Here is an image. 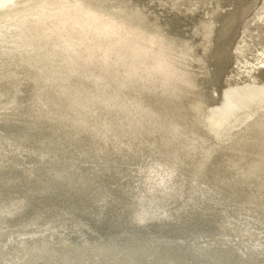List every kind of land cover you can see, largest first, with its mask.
Masks as SVG:
<instances>
[{
    "label": "bare ground",
    "instance_id": "obj_1",
    "mask_svg": "<svg viewBox=\"0 0 264 264\" xmlns=\"http://www.w3.org/2000/svg\"><path fill=\"white\" fill-rule=\"evenodd\" d=\"M13 1L0 264H264V98L216 123L212 62L245 0ZM68 195L97 211L52 225L33 207Z\"/></svg>",
    "mask_w": 264,
    "mask_h": 264
},
{
    "label": "rangeland",
    "instance_id": "obj_2",
    "mask_svg": "<svg viewBox=\"0 0 264 264\" xmlns=\"http://www.w3.org/2000/svg\"><path fill=\"white\" fill-rule=\"evenodd\" d=\"M9 1H13V0H9ZM34 1L35 0H21L19 2L17 1L16 3H12V5L10 6L11 8H9V10L13 12L14 9L16 10V8H22L21 10L15 12V14L17 13L19 17L22 16L20 15V12H22L23 14L24 11L28 10L27 16L29 17L30 15H32V12L34 11V10H30L29 6L32 5ZM1 4L2 3L0 0V5ZM168 17L170 16L168 15ZM181 18L183 19V17ZM182 21L183 22H181V24H179V26L177 27L178 30L183 29L185 27L186 21L184 19ZM2 23H0L1 26L0 29L5 25V23L3 25ZM222 43H220L222 44V50L220 53L221 56L219 58L216 57V59L212 62V65L214 67V72L216 75V81H217L216 82L217 87L215 86V88H218L220 92V100H221L220 107L218 109V115H217L218 122H216L217 124L225 123L226 120L230 119V117L233 114L237 113V111L244 109L248 106H251L259 99L264 98V70H263L264 63H261L264 60V0H245L243 3L240 4L238 17L236 19L233 34L230 36V38L227 39V41L225 40ZM208 48L209 47L206 46L205 49H201L200 51L203 50L206 51ZM215 51L216 49L213 50V52ZM238 54L241 55L242 60L235 58ZM248 60H250V62H247ZM21 65L23 66L27 65V67L32 66L31 63L28 64L24 62H22ZM248 72H250V74H248ZM254 88L256 90L250 92V90H253ZM236 89H239L241 91L240 92L241 94L234 93V90ZM226 92L229 93V96H227ZM240 95L245 96V99L239 101L241 98ZM234 101H238V102L235 103ZM5 123L15 124L17 122L5 121ZM73 192L74 191L71 190L70 194H73ZM70 197L71 196L69 195L64 197H59L61 199L56 198L55 200H53L54 202L50 201L49 203L43 202L42 200L39 199V201L37 200L36 205L33 204V207H35L34 209L35 210L37 209L36 211L39 212L38 213L39 217L42 216L43 218L48 217L47 219L50 220V223L52 225L59 224V222L62 223L66 221L69 217L70 218L68 220L74 217L77 218L82 214H85L86 211L87 212L97 211L96 208H94L95 210L94 209L92 210L93 202L91 200L78 203L72 200V197L71 198ZM80 203H82V205H80ZM40 204L42 207H40ZM77 206L80 207V210L79 208H77ZM113 207L115 209L118 208L117 205H113ZM101 208L102 206L99 207V210H101ZM185 213H187L188 215ZM184 214H182V216L185 217L192 216V212H184ZM55 215H57V217ZM173 218L175 220L176 216ZM225 218L226 221H224ZM225 218L222 220V223L220 222L221 225L224 226H226V224L227 226L235 225L232 224L234 223V220L230 218V215L226 216ZM229 221L232 222L231 223L232 225L230 224ZM165 223H167L168 225L170 224L169 222H162L161 224H165ZM235 227H239V225H235ZM253 228L255 230L252 229L250 231H254L257 233L259 228L258 227H253Z\"/></svg>",
    "mask_w": 264,
    "mask_h": 264
},
{
    "label": "water",
    "instance_id": "obj_3",
    "mask_svg": "<svg viewBox=\"0 0 264 264\" xmlns=\"http://www.w3.org/2000/svg\"><path fill=\"white\" fill-rule=\"evenodd\" d=\"M258 87V86H257ZM256 89L254 88L253 90H250V92H252V91H255ZM232 92V91H231ZM241 91L239 90V89H236V90H234V93H236V94H241L240 93ZM226 94H227V96H229V93L228 92H226ZM19 100L20 101H18L17 103H21V98H19ZM218 102H221V100H218V101H215V104H218ZM208 106V105H207ZM206 106V107H207ZM34 122H36V121H34ZM2 123H5V122H2ZM36 124H38L37 122H36ZM39 125H40V123H39ZM22 128V127H21Z\"/></svg>",
    "mask_w": 264,
    "mask_h": 264
}]
</instances>
